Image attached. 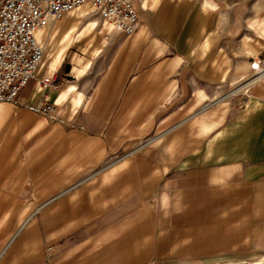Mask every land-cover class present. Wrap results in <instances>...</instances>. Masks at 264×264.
Here are the masks:
<instances>
[{
  "label": "crops",
  "instance_id": "0c3cea01",
  "mask_svg": "<svg viewBox=\"0 0 264 264\" xmlns=\"http://www.w3.org/2000/svg\"><path fill=\"white\" fill-rule=\"evenodd\" d=\"M133 3L131 36L105 22L78 28L68 16L75 9L37 32L43 57L19 100L36 104L45 94L63 123L0 104V218L24 208L26 193H50L29 202L0 264H45L35 222L23 230L45 206L51 264H137L136 235L112 231L135 218L136 189L114 183L120 168L100 167L152 129L165 131L160 152L146 150L145 193L157 196L150 205L163 210L160 224L173 228L156 238L160 264L243 256L250 241L264 251V76L225 94L250 70L247 47L233 42L232 11L218 0ZM71 38L81 39L80 63L60 48ZM45 77L59 86L41 91Z\"/></svg>",
  "mask_w": 264,
  "mask_h": 264
},
{
  "label": "rangeland",
  "instance_id": "374dc122",
  "mask_svg": "<svg viewBox=\"0 0 264 264\" xmlns=\"http://www.w3.org/2000/svg\"><path fill=\"white\" fill-rule=\"evenodd\" d=\"M218 1L222 6H225V8L231 10L233 13L232 21L233 25L236 26L234 29H237V32L234 31L232 35L234 45H237L238 43L239 46L240 42L243 41V46H246L249 51L250 60L257 55L264 57V0ZM68 16H70L73 21L72 23L77 25L78 28L103 24L102 20H100L98 15L93 11L90 4H84L83 6L75 9ZM52 23L63 24L65 23V18ZM80 42L81 39L71 38L66 43L63 42L60 44L61 49L65 46L68 48V58L66 57L68 61L74 60L76 63H80L82 61ZM257 50L259 53H255ZM246 76L241 78L240 81L238 80L230 85H225V94L244 85L245 83L250 82L254 78L251 70H249ZM246 91L247 86L237 93L232 94L231 97L241 96L242 94H245ZM42 118L49 124L53 123V121H50L43 116ZM164 131L165 130L161 129L148 130L145 134L138 135L136 140L131 141L130 144H128V142H122V145H120L116 151L105 155V159L100 167L120 168V176L115 178L116 181H114V183L118 182L121 185H127L131 188L134 186L136 189L135 199L137 208L135 218L128 222L116 225L117 227L115 226L114 230L112 231L121 233L122 236L124 234L136 235V253L138 256L137 264H160V260L155 257L157 250L156 245L158 243L156 238L160 236L161 233L168 231L171 232L173 229L169 225L163 227L160 224L159 221L161 220V216H163V210L157 208L155 203H153V206L150 205L151 200H155L157 196H154V198L151 199L150 194L145 193V188L147 186L146 182L149 178L147 174L150 172L149 160L145 157L146 150H149V152L153 151L154 153L160 152V140L162 133L164 134ZM164 177L166 176L158 179L159 181L156 183L160 185ZM98 178L100 177H89L88 180L83 184H91L93 182L96 183ZM49 195L50 193L47 192H38V194H34V197L32 198L30 194L26 193L24 199V208L21 207V203L19 202L17 207H10L6 213L2 212L3 214L0 218V248L5 245V243H7V240L20 226L21 221L26 218L29 213H31V210L27 208L29 202L36 201L37 203H43L49 197ZM48 207L49 206H45L40 209L32 218L30 223H28L23 229L26 230V228L30 226L32 222H35V228L34 230L32 229L31 232L33 235H36V238H41L40 248L42 249V253L45 252L44 256L46 259L53 255L52 251V253H48L46 250V246L49 242L48 233L50 230ZM30 239L32 238L30 237ZM122 243L128 242L123 241ZM255 246L256 242L250 241V248L246 255L218 258L216 261L212 260L211 262H207V260L204 258L202 263L257 264L260 263L258 262L259 260L264 259V251L255 249ZM21 247H23L22 244Z\"/></svg>",
  "mask_w": 264,
  "mask_h": 264
},
{
  "label": "built area",
  "instance_id": "2783aa9c",
  "mask_svg": "<svg viewBox=\"0 0 264 264\" xmlns=\"http://www.w3.org/2000/svg\"><path fill=\"white\" fill-rule=\"evenodd\" d=\"M84 4H90L102 22L124 36H131L139 26L133 0H0V104L20 105L63 123L45 94L40 102L28 104L19 100V92L35 77L43 57L44 48L36 32ZM249 69L256 78L264 76V57H253ZM38 86L44 91L59 84L45 77L38 80ZM52 249L48 246L46 250L49 253ZM45 264H51L49 258Z\"/></svg>",
  "mask_w": 264,
  "mask_h": 264
},
{
  "label": "bare ground",
  "instance_id": "6f19581e",
  "mask_svg": "<svg viewBox=\"0 0 264 264\" xmlns=\"http://www.w3.org/2000/svg\"><path fill=\"white\" fill-rule=\"evenodd\" d=\"M44 28H41V29H39L37 32H39L40 30H43ZM37 32H36V34H37ZM257 78L256 77H254L250 82H252V81H254V80H256ZM258 262H262L261 264H264V259H261V260H259ZM257 263V262H256ZM260 263H257V264H260Z\"/></svg>",
  "mask_w": 264,
  "mask_h": 264
}]
</instances>
